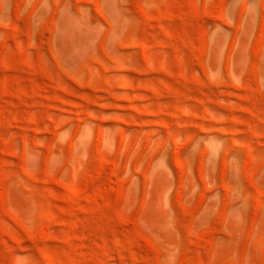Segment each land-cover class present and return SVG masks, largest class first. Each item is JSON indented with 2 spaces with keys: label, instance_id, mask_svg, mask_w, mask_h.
I'll return each instance as SVG.
<instances>
[{
  "label": "rangeland",
  "instance_id": "obj_1",
  "mask_svg": "<svg viewBox=\"0 0 264 264\" xmlns=\"http://www.w3.org/2000/svg\"><path fill=\"white\" fill-rule=\"evenodd\" d=\"M0 264H264V0H0Z\"/></svg>",
  "mask_w": 264,
  "mask_h": 264
}]
</instances>
